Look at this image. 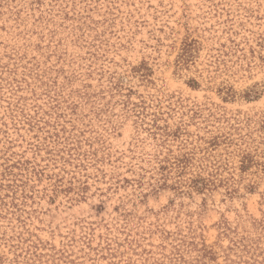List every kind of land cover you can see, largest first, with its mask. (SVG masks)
<instances>
[{
  "label": "rangeland",
  "instance_id": "374dc122",
  "mask_svg": "<svg viewBox=\"0 0 264 264\" xmlns=\"http://www.w3.org/2000/svg\"><path fill=\"white\" fill-rule=\"evenodd\" d=\"M0 264H264V0H0Z\"/></svg>",
  "mask_w": 264,
  "mask_h": 264
}]
</instances>
